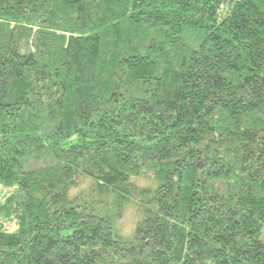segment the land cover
<instances>
[{
	"label": "trees",
	"instance_id": "16d2710c",
	"mask_svg": "<svg viewBox=\"0 0 264 264\" xmlns=\"http://www.w3.org/2000/svg\"><path fill=\"white\" fill-rule=\"evenodd\" d=\"M0 186V264H264V0H0Z\"/></svg>",
	"mask_w": 264,
	"mask_h": 264
},
{
	"label": "rangeland",
	"instance_id": "374dc122",
	"mask_svg": "<svg viewBox=\"0 0 264 264\" xmlns=\"http://www.w3.org/2000/svg\"><path fill=\"white\" fill-rule=\"evenodd\" d=\"M133 181L137 185L146 184V181L144 179L134 178ZM5 193H7V189L0 186V200L2 199ZM136 219V209L133 206L126 207L119 221V228L124 236L130 237L133 234Z\"/></svg>",
	"mask_w": 264,
	"mask_h": 264
}]
</instances>
